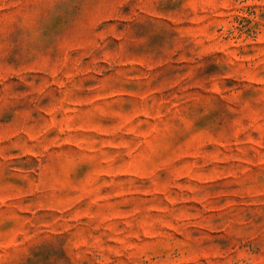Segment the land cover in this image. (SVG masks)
<instances>
[{
    "label": "rangeland",
    "instance_id": "374dc122",
    "mask_svg": "<svg viewBox=\"0 0 264 264\" xmlns=\"http://www.w3.org/2000/svg\"><path fill=\"white\" fill-rule=\"evenodd\" d=\"M262 31L264 0H0V264H264Z\"/></svg>",
    "mask_w": 264,
    "mask_h": 264
},
{
    "label": "clouds",
    "instance_id": "9594fccd",
    "mask_svg": "<svg viewBox=\"0 0 264 264\" xmlns=\"http://www.w3.org/2000/svg\"><path fill=\"white\" fill-rule=\"evenodd\" d=\"M262 34H264V31H262ZM200 67L199 65H196L194 68L190 69V77L196 75V68Z\"/></svg>",
    "mask_w": 264,
    "mask_h": 264
}]
</instances>
